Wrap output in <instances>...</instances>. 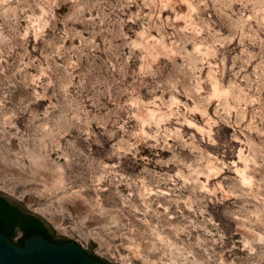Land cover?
<instances>
[{"label": "clouds", "instance_id": "9594fccd", "mask_svg": "<svg viewBox=\"0 0 264 264\" xmlns=\"http://www.w3.org/2000/svg\"><path fill=\"white\" fill-rule=\"evenodd\" d=\"M0 198L106 264H264V0H0Z\"/></svg>", "mask_w": 264, "mask_h": 264}, {"label": "water", "instance_id": "95a60500", "mask_svg": "<svg viewBox=\"0 0 264 264\" xmlns=\"http://www.w3.org/2000/svg\"><path fill=\"white\" fill-rule=\"evenodd\" d=\"M18 207L41 222L54 241L66 242L58 244L39 234H33L23 240V246H19L16 242L22 239L20 231H15L11 240L0 230V264H104L103 261L92 258L81 245L58 235L50 224L36 213L23 206Z\"/></svg>", "mask_w": 264, "mask_h": 264}, {"label": "flooded vegetation", "instance_id": "af4514ba", "mask_svg": "<svg viewBox=\"0 0 264 264\" xmlns=\"http://www.w3.org/2000/svg\"><path fill=\"white\" fill-rule=\"evenodd\" d=\"M13 220L15 222L9 229ZM38 225L45 227L41 222L25 213L18 206L0 198V230L4 232L11 240H13V233L17 231V229H19L21 232V237L23 238L27 230L33 229Z\"/></svg>", "mask_w": 264, "mask_h": 264}, {"label": "trees", "instance_id": "16d2710c", "mask_svg": "<svg viewBox=\"0 0 264 264\" xmlns=\"http://www.w3.org/2000/svg\"><path fill=\"white\" fill-rule=\"evenodd\" d=\"M14 222H15L14 220L11 222L9 229L12 227ZM0 228H1V226H0ZM33 234H39V235L43 236L44 238L48 239L49 241H53V242L58 243V244L66 242V241H61V242L54 241L53 238L48 234L45 227H43L42 225H38L37 227H35L33 229L27 230L25 236L19 242H17V245L23 246V240L25 238H27L28 236L33 235ZM91 257L94 258L95 260H99L97 257H94V256H91ZM104 264H106V263H104Z\"/></svg>", "mask_w": 264, "mask_h": 264}, {"label": "rangeland", "instance_id": "374dc122", "mask_svg": "<svg viewBox=\"0 0 264 264\" xmlns=\"http://www.w3.org/2000/svg\"><path fill=\"white\" fill-rule=\"evenodd\" d=\"M30 211H31V210H30ZM32 212H33V211H32ZM34 213H35V212H34ZM49 224H50V223H49ZM50 226L56 231V233H57L58 235H61V234H59V233L57 232V230L55 229V227H53L52 224H50ZM62 236H65V235H62ZM65 237H67V238L73 240L75 243H77V244L81 245L82 247H84V245H83L82 243H80L77 239H75V238H73V237H71V236H65ZM94 248H95V245H92V246L89 247V248H85V247H84V249L86 250L87 253H89L91 256L97 257L99 260H101L97 255H95V253H94V251H93ZM101 261H103V260H101ZM103 262L106 263V261H103Z\"/></svg>", "mask_w": 264, "mask_h": 264}]
</instances>
